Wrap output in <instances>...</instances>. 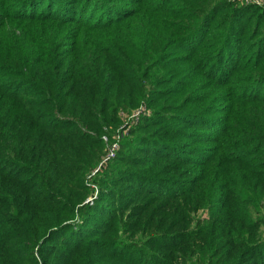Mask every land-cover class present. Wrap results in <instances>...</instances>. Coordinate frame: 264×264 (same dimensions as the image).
<instances>
[{
    "label": "trees",
    "instance_id": "1",
    "mask_svg": "<svg viewBox=\"0 0 264 264\" xmlns=\"http://www.w3.org/2000/svg\"><path fill=\"white\" fill-rule=\"evenodd\" d=\"M0 52V264H264V4L0 0Z\"/></svg>",
    "mask_w": 264,
    "mask_h": 264
},
{
    "label": "rangeland",
    "instance_id": "2",
    "mask_svg": "<svg viewBox=\"0 0 264 264\" xmlns=\"http://www.w3.org/2000/svg\"><path fill=\"white\" fill-rule=\"evenodd\" d=\"M238 2H240V3H244V2H242V1H238ZM244 4H246V3H244ZM249 5V4H248ZM253 5V4H252ZM7 22L9 23V20H7ZM4 23V22H3ZM7 24H5V25H3V26H1V29L2 30H6V26ZM9 30H10V28H9ZM2 52H0V54H1ZM144 108L145 110L143 111V112H141V113H138L137 114V111L140 109V108ZM143 113H146V114H148V113H150V109H148L146 106H145V103H141L136 109H133V110H124L123 108H120V109H118V111H117V115H118V119H119V126H118V128H117V133L119 132H122V130L123 131H125V130H127L129 127H131L134 123H135V121H136V119L141 115V114H143ZM127 132V131H126ZM125 132V133H126ZM105 136H106V134H104ZM104 135H102V143L103 144H105V147H106V150L108 149V146L109 145H111V141H109V139L108 140H106V138H105V136ZM113 137V136H112ZM121 138V137H120ZM102 157H103V155L102 156H100L99 157V159H98V161H97V163L98 164H96L97 165V167L95 166V168H93L92 170H94V171H92L91 173H90V175L89 174H87L86 175V177H85V179H84V183L86 184V187H87V189H88V191H89V193H88V197H87V199L85 200V201H87V200H93V195H94V193L97 191V188H98V182H97V177H96V175H98L97 173V171H98V169L100 168V166H101V159H102ZM102 164H104V163H102ZM197 215L200 217V218H203V216H204V212L202 211V210H199L198 212H197Z\"/></svg>",
    "mask_w": 264,
    "mask_h": 264
},
{
    "label": "built area",
    "instance_id": "3",
    "mask_svg": "<svg viewBox=\"0 0 264 264\" xmlns=\"http://www.w3.org/2000/svg\"><path fill=\"white\" fill-rule=\"evenodd\" d=\"M237 1H242L246 4H254V5H258V6H262L264 4V0H237ZM144 110L145 109L141 107L137 111V114L143 112ZM127 130H125V131L122 130V132H120V133L119 132L117 133V131H116V133L113 135L111 145L108 146L106 155L101 159V165H102V163H106L109 159L114 157V154L118 148L119 139ZM105 138H106V140H108L107 136H105ZM92 197L94 198L95 196L93 195ZM87 201H90V200H87Z\"/></svg>",
    "mask_w": 264,
    "mask_h": 264
}]
</instances>
